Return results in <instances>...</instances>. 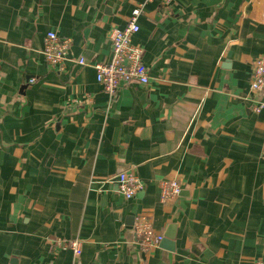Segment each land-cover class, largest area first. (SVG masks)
<instances>
[{"label": "crops", "instance_id": "0c3cea01", "mask_svg": "<svg viewBox=\"0 0 264 264\" xmlns=\"http://www.w3.org/2000/svg\"><path fill=\"white\" fill-rule=\"evenodd\" d=\"M145 1L0 0V264L264 263V107L246 99L264 0ZM138 5L150 81L110 98L93 65ZM48 32L71 43L61 70ZM120 173L143 184L131 200ZM163 181L181 186L165 204ZM137 216L174 251L142 252Z\"/></svg>", "mask_w": 264, "mask_h": 264}, {"label": "built area", "instance_id": "2783aa9c", "mask_svg": "<svg viewBox=\"0 0 264 264\" xmlns=\"http://www.w3.org/2000/svg\"><path fill=\"white\" fill-rule=\"evenodd\" d=\"M152 1L154 0L145 2ZM160 1L162 6L167 7L171 0ZM143 8L144 5L136 6L122 29L112 28L109 31V60L93 65L96 82L110 98L116 96L123 86H147L149 84L148 70L142 61L143 52L133 43V37L139 32L138 18L141 16ZM70 46L69 40L60 39L56 33L48 32L43 38L42 55L49 66L61 70ZM75 63L84 66L86 61L84 58H79ZM262 90H264V56H260L252 63L249 93L246 98L250 103V110L255 114H259L264 107L256 100ZM116 184L119 194L125 200L133 199L143 190V184L132 173L118 174ZM159 192L160 202L165 204L177 198L181 192V186L176 181H163L159 184ZM133 233L142 252L157 248L163 238L162 235L155 233L150 220L143 216H137L134 219ZM57 244L60 248L69 249L76 257L81 255V246L77 240L68 241L67 244ZM253 264L264 263L256 261Z\"/></svg>", "mask_w": 264, "mask_h": 264}, {"label": "water", "instance_id": "95a60500", "mask_svg": "<svg viewBox=\"0 0 264 264\" xmlns=\"http://www.w3.org/2000/svg\"><path fill=\"white\" fill-rule=\"evenodd\" d=\"M170 230H172V227L169 229V232L163 236L162 241L160 242L159 246L161 248L165 247V249L169 250L170 252H173L174 251V234Z\"/></svg>", "mask_w": 264, "mask_h": 264}]
</instances>
